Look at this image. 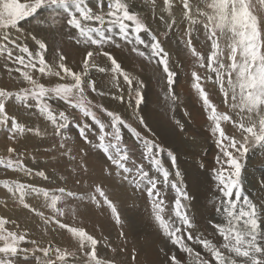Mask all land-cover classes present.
<instances>
[{
	"label": "rangeland",
	"instance_id": "374dc122",
	"mask_svg": "<svg viewBox=\"0 0 264 264\" xmlns=\"http://www.w3.org/2000/svg\"><path fill=\"white\" fill-rule=\"evenodd\" d=\"M19 2L27 3L28 0H19ZM126 2L130 11L135 12L146 25V29L138 34L130 29L131 43L120 36L118 29H113L112 41L105 44L102 49L80 43L75 30L66 24L64 18H53L47 9L39 10L34 16L20 21L17 29H8L10 40H14L15 45L4 41L0 43H8V47L13 50V58L22 54L16 45L27 46L35 55L39 51L38 45L32 39L35 35L37 39L47 44L44 56L49 65L51 67L53 65L55 71H61L58 67L61 54L65 57L63 63L73 72L81 74L84 72L82 58H85L88 51H93L94 55H101L100 60L95 59L89 65L87 75H82V79L92 82L95 88L94 90L90 83L84 84L87 98L91 101L89 107L96 114L97 119L106 125L109 124L110 118L100 106L119 114L127 124L141 132L143 137L154 140L161 146L163 150L154 149V155L160 161L161 167L169 172L167 182L163 180L162 173L151 164L150 159L144 158L142 141L137 140L121 125L123 143L129 150L131 160L138 165L142 164L145 171L157 180V189L164 200L165 219L171 217L177 226L181 227L180 235L184 237V243L193 248L194 253L198 252L203 259H208L209 264H214L215 261L210 259V253H206L198 238L207 239L217 246L222 243V238L215 228L216 224L223 223V218L216 211L220 206L221 196L213 173V169L219 167L216 157L221 153L216 143L217 136L212 135L210 130L213 126L208 119L210 109L205 108L198 91L194 88L192 73L195 71L201 76L200 83L218 112L228 113L232 117L236 115L230 107V98L225 102L219 85L215 83V74L209 72L206 66L199 67L197 57L193 56L188 48L190 33L192 47L197 53L204 55L206 65L211 42L207 40L201 25H192L185 17L182 0H169L167 4L165 0H126ZM191 2L195 15V5L198 1L191 0ZM253 3L256 11L259 5L256 4V0H253ZM89 4L96 8V0H89ZM200 6L203 8V4ZM173 21L175 23H172ZM147 22L151 23V26ZM137 36L144 41V44L136 43ZM153 37L168 53V66L174 74L171 85L159 64L160 58L151 56L150 46L154 42ZM226 43V40H220L221 46L225 48V56H227ZM133 48L145 52L146 55L144 57L138 55ZM105 51L117 60L123 71L134 78L131 86L122 76L111 71V61L102 54ZM23 55L27 62V55ZM17 67L20 66L7 59L6 54L0 56V89L19 92L21 88H31V85L15 71ZM99 68H104L105 71L101 72ZM30 71L34 78L46 87H53L57 83L74 82L70 78L60 80L56 76H53V81H56L50 82L48 78L50 76L41 75L36 70ZM61 75H63L62 71ZM163 75H165L164 81L161 80ZM208 76H212L213 79L209 81ZM114 86H117L118 94L112 100H105L102 93L110 91ZM138 98L140 103L137 104ZM48 103L55 113L63 111L68 116L69 126L61 129L59 134L55 133L52 123L40 113L33 101H29L30 107L14 99L6 103V112L10 119L8 124L0 125V145L4 148L11 147L15 152L9 153L7 149L0 148V157L21 159L24 168L30 170V174H26L23 170L13 171L0 165V181L18 177L19 180L27 179L25 185L51 190L63 187L66 192L70 191L76 195L73 197L64 195L57 205L58 208L64 209V215L60 216L45 206L42 196L36 197L34 194L26 196L25 202L30 208H25L20 203L18 194L14 195L0 184V217L15 221V224H6L5 227L8 230L27 233L26 241L21 244V248L28 249V259L25 261L24 254L21 253L17 258V264H35L33 253L38 247H50L52 249L50 257L53 260H55L54 250L59 247L62 251L66 250L72 254L66 264H90L85 253L91 250V246L86 244L85 248L81 249L78 238L74 237L67 228H60L55 223L56 220L68 227L83 228L92 235L98 241L96 245L98 257L111 264H173L171 259L173 256L179 264H196L194 255H189L178 245H174L159 227L152 208L154 197L148 196L146 183L137 186L130 180H125L123 177L127 174L117 170L107 159L104 151L95 146L99 125L91 117L84 116L80 110L62 100L49 98ZM12 117L26 128L34 125L40 129L42 136L36 134L31 141H23L21 144L19 140L21 134L11 131ZM141 118L147 128L140 124ZM85 125H87L85 135L92 141L91 144L80 135V128ZM222 127L227 135L241 138V131L232 122H222ZM153 128L164 134V140L152 137ZM13 135L15 139H9ZM61 144L65 147L61 148ZM65 152L68 154L65 155ZM17 154L21 155L17 157ZM241 164L242 198L247 197L257 206L261 214V226L264 227V171H260L264 168V147L250 144L248 153L241 158ZM129 166L133 165L129 163ZM40 171L53 173L55 177L45 180L44 177L36 174ZM172 184H176L188 194V199L182 200V203L191 221L190 228L180 224L173 214L177 194ZM97 185L101 186L115 205L119 223L116 222L111 209L103 203V198L96 194L99 203L90 199ZM121 189L127 191L126 195L121 196ZM4 198L7 199L5 203H3ZM33 208L36 211H32ZM37 212H42L43 218L37 215ZM27 216H31L34 221L26 219ZM45 220L48 222L45 223ZM25 221L27 222L24 223ZM52 232L57 233L58 240L62 238L58 243L59 246L50 245L42 240L46 235L52 236ZM189 234L193 236L192 240L187 239ZM152 239L157 240V243ZM32 240L37 243L33 245ZM100 243L107 245L106 255L98 253L97 247ZM35 255L41 260L46 259L42 252H35ZM57 264L61 262L57 261Z\"/></svg>",
	"mask_w": 264,
	"mask_h": 264
},
{
	"label": "snow or ice",
	"instance_id": "6c2138e0",
	"mask_svg": "<svg viewBox=\"0 0 264 264\" xmlns=\"http://www.w3.org/2000/svg\"><path fill=\"white\" fill-rule=\"evenodd\" d=\"M168 2L169 0H165L166 4ZM201 4H203V8L200 6ZM256 4L259 7L254 11L253 0H198L195 5V15H193L194 6L191 0H182L185 17L192 25H201L207 40L211 42V51L206 57V65L204 55L197 53L196 49L192 47L190 33L187 41L188 48L192 55L197 57L199 67L206 66L209 72L215 74V83L219 85L225 102H228L230 98V107L238 118L234 120L228 113L217 111L200 83L201 76L194 71L192 73L195 81L194 88L198 91L205 108L210 109L208 119L213 124L210 130L214 136H217L216 143L221 153L216 157L219 167L214 168L213 173L218 182V191L221 196L220 206L216 208V211L223 218V223L216 224L215 228L219 237L222 238V243L217 246L207 239L198 238V242L210 253V259L214 260L215 264H264V227L261 226V214L257 206L247 197L242 198L241 186V158L248 153L250 144L264 147V0H256ZM42 9H47L53 18H64L66 24L75 30L78 42L94 45L98 49H102L105 44L112 41L113 29H118L120 36L129 43L132 42L129 39L130 29L137 34L146 29L141 18L135 12L130 11L126 0H96L95 9L89 4V0H28L27 3H20L19 0H0V41L15 45L16 42L10 40L8 29H17L20 21L34 16ZM32 39L38 45L39 51L34 55L27 46L16 45L22 54L16 55L14 58L13 50L8 47V43H0V56L6 54L7 59L19 65L20 67H17L15 71L31 85V88H21L19 92L0 89V125L9 122L10 117L6 112V103L12 99L26 107H30L29 101H33L40 113L52 123L56 134L69 126L68 116L63 111L55 113L48 103L49 98L62 100L80 110L84 116L91 117L99 125V135L96 137L95 146L104 151L107 159L117 170L127 174L123 177L125 180H130L137 186L146 183L148 196L154 197L152 202L154 218L164 235L174 245H178L182 251L194 255L196 264H209L208 259H203L200 253H194L193 248L184 243V237L180 235L181 227L177 226L171 217L165 219L163 215L165 212L164 200L160 197V192L157 189V180L145 171L142 164L138 165L134 160H131L129 150L123 143L121 125L127 128L137 140L142 141L144 158L150 159L151 164L162 173L163 180L167 182L169 172L161 167L160 161L154 155V149L163 150L161 146L154 140L143 137L141 132L127 124L119 114L100 106L101 110L106 112L110 118L109 124L106 125L97 119L96 114L89 107L91 101L87 98L82 75H87L89 61L93 58L94 52H87L83 60L84 72L82 74L73 72L71 68L67 67L63 63L65 57L61 54L58 65L63 72L61 75V71H55L45 59L44 52L47 51V44L37 39L35 35L32 36ZM221 39L227 42V56H225V48L220 44ZM153 41L150 46L151 56L160 58L159 64L171 85L174 74L168 66V53L164 51L155 37H153ZM136 43L144 44V41L137 36ZM133 51L142 57L146 55L145 52L137 48H133ZM23 54L27 55V62ZM102 54L111 61V71L118 73L131 86L134 78L121 69V65L110 53L105 51ZM30 70H36L41 75L56 76L60 80L67 77L74 82L57 83L53 87H46L45 84L34 78ZM99 71L104 72L105 69L99 68ZM212 79V76H208L209 81ZM136 102L140 103V99L138 98ZM11 122L13 133L22 134L25 132V127L15 117L11 118ZM222 122H232L241 131V138L237 139L234 135H227L222 127ZM140 124L147 128L142 118ZM86 127L87 125L80 128V135L91 144L92 141L88 140L85 135ZM27 131L31 132L33 129L29 128ZM35 131L37 135L40 134L39 129ZM9 139H15V136H10ZM60 147L64 148L65 145L61 144ZM7 151L14 153L15 149L9 147ZM64 154L67 155L68 152ZM19 155L21 154H17V157ZM129 163L133 166L130 167ZM0 165L13 171L23 170L26 174H30V170L24 168L23 162L19 158L0 157ZM36 174L45 177L43 171ZM0 184L14 195L18 194V199L25 208H30V205L25 202L26 196L34 194L36 197L42 196L45 206L60 216H63L64 212L57 205L62 201L64 195L69 197L76 195L70 191L66 192L63 187L49 190L25 185L18 181L11 183L0 181ZM172 187L177 194L173 214L180 224L190 228L191 221L182 203V200L188 199V194L176 184H172ZM96 194L103 198V203L111 209L116 217V222L119 223L115 205L99 185L95 186L94 194L90 195L92 201L99 203ZM81 198L83 199V197ZM31 210L36 211L34 208ZM37 215L41 218L44 216L42 212H37ZM10 222L15 224V221L0 217V264H17V258L21 253L24 254L25 261L28 259V249L21 248V244L26 241L27 233L8 230L5 225ZM47 222L45 220V223ZM55 223L60 228H67L74 237H77L81 249H84L86 244L91 246V250L85 253L90 264H111V262L98 257L96 252L98 241L83 228L68 227V225L60 223L59 220H56ZM187 239L192 240L193 236L189 234ZM31 243L35 245L37 242L32 240ZM50 251H52L50 247L36 248L33 253L35 264H57V261L66 264L68 257L72 255L57 247L54 250L55 260H53L50 257ZM35 252H42L46 259L41 260L35 255ZM171 259L173 264H179L175 256Z\"/></svg>",
	"mask_w": 264,
	"mask_h": 264
},
{
	"label": "bare ground",
	"instance_id": "6f19581e",
	"mask_svg": "<svg viewBox=\"0 0 264 264\" xmlns=\"http://www.w3.org/2000/svg\"><path fill=\"white\" fill-rule=\"evenodd\" d=\"M198 1V0H197ZM133 5V4H132ZM132 7V6H131ZM148 24H149V26H151V23H149V22H147ZM154 27H156V25H154V24H152ZM157 27H158V25H157ZM156 29V28H155ZM154 30V29H153ZM11 35H13V34H11ZM99 53V52H98ZM75 55H76V53H74ZM77 57V56H76ZM103 57V56H102ZM100 58H101V55H94L93 56V58L89 61V65L95 60V59H98V60H100ZM57 60V59H56ZM82 60H84L83 58H82ZM94 66V65H93ZM52 68H53V65H52ZM100 74V73H99ZM49 79H50V82H55V81H53V76H50V77H48ZM161 80L162 81H164L165 80V75H163L162 77H161ZM85 82H87V83H89L87 80H85ZM91 85H92V83H91ZM98 85L100 86V82L98 81ZM93 86V85H92ZM93 88H94V86H93ZM94 90H95V88H94ZM116 90H118V88H117V86H114L113 88H111L110 89V91H105L104 93H102V95H103V97H104V99L105 100H112L115 96H116V94H118V91H116ZM114 91H116V92H114ZM115 101V100H114ZM112 109H114V107H111ZM117 108V107H116ZM115 108V109H116ZM122 111V110H121ZM233 119H238L236 116L235 117H233ZM31 121V120H30ZM25 127V132L24 133H22L20 136V138H19V140H20V142H21V144H22V142L23 141H25V142H28V141H31L33 138H35L36 136V129H38V128H36L34 125H32V126H30V127H28V128H26V126H24ZM186 127V126H185ZM33 129V131H27V129ZM39 132H40V134H41V136H42V132L40 131V129H39ZM44 133H46V132H44ZM151 134L153 135L152 137L153 138H161V139H163L164 140V134H162V133H160V131H157L155 128H153L152 129V132H151ZM18 135H19V133H18ZM213 135V134H212ZM240 137V136H239ZM238 138V137H237ZM46 140V139H45ZM1 144V143H0ZM8 147V146H7ZM0 148H2V149H8V148H4L3 146H1L0 145ZM166 158V157H165ZM27 164H29V161H27ZM43 169V168H42ZM185 169V168H184ZM187 169V168H186ZM261 172H263L264 171V168H262L261 170H260ZM47 172V171H46ZM255 174V173H254ZM46 177V178H45ZM45 177H44V179L45 180H48V179H53L55 176H54V174L53 173H45ZM11 179H8V181H9V183H11V182H13V181H18V182H20V183H23V184H25V182L27 181V179H22V180H19V178L17 177V178H13V177H10ZM253 178V177H252ZM254 179V178H253ZM110 180V179H109ZM249 180H251L250 179V177H249ZM53 183H54V181H53ZM55 183H58V182H55ZM159 185V184H158ZM246 185H248V184H246ZM33 186V185H32ZM58 186V185H57ZM254 186H255V184H254ZM55 187V186H54ZM246 187V186H245ZM49 190H51V189H49ZM248 190V189H247ZM129 191V190H128ZM249 192V191H248ZM120 193H121V196H123V195H126V193H127V191L125 190V189H121L120 190ZM250 193V192H249ZM254 193V192H253ZM255 194V193H254ZM198 198V197H197ZM7 201V199L6 198H4L3 199V203H5ZM195 201V200H194ZM193 206V205H192ZM63 207V206H62ZM74 208V207H73ZM64 210V209H63ZM99 214V213H98ZM134 216V215H133ZM26 218V217H25ZM133 218H135V216L133 217ZM132 218V220H134ZM170 218V217H169ZM263 218V217H262ZM26 219H28L29 221H34V219L30 216H27V218ZM25 219V220H26ZM9 221H12V219L11 220H9ZM149 221H150V219H149ZM27 221H25L24 223H26ZM136 222V221H135ZM35 223V222H34ZM8 225H11V222L10 223H8ZM32 225V224H31ZM50 225V224H49ZM211 225V224H210ZM106 226V225H105ZM149 227H151L150 225H149ZM23 228V227H22ZM50 228V227H49ZM109 228H110V226H109ZM46 231V230H45ZM63 231V230H62ZM90 232V231H89ZM112 232H113V230H112ZM115 232V231H114ZM133 232H135V231H133ZM53 233V232H52ZM94 233V232H93ZM109 233V232H108ZM155 234V233H154ZM111 235V234H110ZM155 235H159V234H155ZM127 236V235H126ZM159 236H161V235H159ZM63 237V236H62ZM101 237V236H100ZM162 237V236H161ZM42 240H45L46 242H48V243H50V245H55V244H58V243H60L61 242V240H62V238L60 237L59 238V240H58V237H57V233L56 232H54L53 234H52V236H45L44 238H42ZM112 240V239H111ZM119 241V240H118ZM152 241L153 242H155V243H157V240H155V239H152ZM111 242H113V241H111ZM129 242V241H128ZM43 244V243H42ZM46 244V243H45ZM113 244H115V243H113ZM60 244H58V246H59ZM98 249V253L99 254H104V255H106L107 254V245L106 244H103V243H100V245L97 247ZM53 253V252H52ZM154 253V252H153ZM206 253H208V251L206 250ZM206 256V255H205ZM150 264V263H149ZM155 264V263H154ZM215 264V263H214Z\"/></svg>",
	"mask_w": 264,
	"mask_h": 264
}]
</instances>
